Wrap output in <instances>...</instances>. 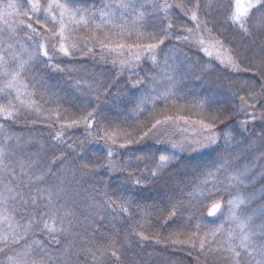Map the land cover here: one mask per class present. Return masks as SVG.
Masks as SVG:
<instances>
[{
    "label": "trees",
    "instance_id": "1",
    "mask_svg": "<svg viewBox=\"0 0 264 264\" xmlns=\"http://www.w3.org/2000/svg\"><path fill=\"white\" fill-rule=\"evenodd\" d=\"M71 1V7L81 10L94 9L100 2V0ZM172 1L174 4L180 2ZM183 2L186 8H191L195 0ZM199 3L200 33L194 28L196 24L189 18L190 13L184 15L180 9L174 8L170 19L175 21V25L168 40L171 41V47L175 48L174 54L183 56L188 65L187 81L179 84L181 85L179 88L190 100L188 105L197 109L196 116L178 120L176 116L171 115L170 120L166 119L167 117L160 119L162 123L143 139H141L143 132L152 128L155 121L147 116L133 119L135 116L133 113L138 105L136 100L125 99L123 91H120L114 101L110 99L105 102L109 92L99 100H94L97 101L96 104H91V98L90 102L79 92L74 91L73 84L76 78L82 77L83 81L89 80L94 72L107 74L106 71L111 67V61L113 62V57L109 54L93 57L86 55L84 58H79L76 54L71 57L57 56L56 59L62 61L61 66L67 70L66 72H56L46 67L48 63L46 60L44 63L33 61L22 72L21 79L28 84V91L36 93L34 98L43 106L46 114L52 112V119L45 120L44 116H37L25 110H22L15 120L0 118L2 128L10 131L11 186L28 201L24 207L18 202L10 201V209L16 207V220L25 224L31 216L45 211L47 192L41 190L50 189L55 192L61 190L63 185L66 194H71L70 202L67 200L65 202V213H69L65 218L68 231L57 237L60 240L59 244L54 243L52 237L41 230L42 225L34 228L22 241V244L31 245L35 249L33 258L43 259L46 264H60L53 260L54 257L62 259V264H97L93 259V253L103 251L111 242L118 240L123 245L122 264H205L197 258H191L195 252L177 248L171 245L170 240L166 242V238H175L174 234L179 233V238L182 239L187 230L186 225H189L191 230L197 226L198 208L202 206L196 205L195 199L189 196V193L197 189V186H201L207 172H214L224 164L225 167L218 173L221 174L230 170L228 166L233 168L237 163L240 165L247 161L246 156L256 157L255 149H249L247 146L243 149L238 144L247 141L245 136L248 137L252 129L253 133L257 129L260 132L264 122L258 120L254 126L249 123L250 131L241 133L237 125L244 119V115L235 114L236 105L233 107L230 105L236 101L239 104L234 93L245 94L252 90L253 80L257 82L254 90L257 92L260 90L261 78L259 75L253 77V71L259 66V50L264 42V31L253 29V35L245 37L234 28L226 20L228 0H199ZM259 15L260 13H256L253 23ZM154 24L155 21L152 23L146 20L144 25L148 30L153 28ZM36 27L39 28L38 25ZM187 29H193L192 40H178L177 36L190 35ZM203 33L208 35L207 40ZM21 34H25V31L22 30ZM201 36L206 43L219 39L225 42L226 47H234L238 52L247 50L243 66L250 67L252 71L237 73L220 65L214 56H206L200 50V45L193 42ZM11 45L16 51L19 50L18 44ZM253 52L257 53L255 59L252 57ZM109 79H112V87H108L107 90L111 91L118 85L119 80L114 74L111 76V73ZM182 94L178 100L183 97ZM160 107H163V104H160ZM93 109L96 124L91 129V136L88 135L86 125L81 122L71 128H64L63 143L57 144L52 139L62 124L66 125L74 118L80 119ZM54 110L61 113L59 122L55 120ZM260 111L258 106L257 116L260 115ZM217 112L223 113L222 118L229 114L234 115L233 119L225 124H217L221 138L218 145L209 148L210 152L192 156L198 151L192 150L197 147L195 143L190 144L187 152L181 155L169 151L173 143L179 144L183 141L188 126L189 131L195 135H192L195 141L201 140L200 136L203 137L204 130L199 121ZM98 127L118 133H131L138 143L121 148L119 145L124 142L122 137L117 144H112L111 141L97 137ZM229 129H232V136L226 143L223 133ZM254 140L250 139L253 143L249 144L251 147L257 145ZM68 145H72V148ZM109 148L114 151L111 158L107 155ZM241 153H245L246 156L239 157ZM161 154L174 155L175 158L166 168L160 170L158 178H151V172L155 169ZM109 159L116 171L110 170L107 166ZM236 159L239 160L234 162ZM61 160L64 163H61ZM83 164H88L89 168L83 169ZM129 172L134 174L131 179ZM36 176H42V179L36 181ZM138 177L151 179H145L143 186H135L131 180ZM33 196L37 197L35 206L31 204ZM109 197L117 201L121 197L128 200L131 204V215L120 212L118 207H109ZM54 200L56 201L55 196ZM173 206L176 215L170 216ZM82 207L88 209L85 211ZM59 215H62V212H59ZM140 231L151 238L140 241L139 236L135 235ZM33 241H39L40 244L35 245ZM36 251L42 255L38 257ZM105 264L110 262L105 260Z\"/></svg>",
    "mask_w": 264,
    "mask_h": 264
},
{
    "label": "snow or ice",
    "instance_id": "2",
    "mask_svg": "<svg viewBox=\"0 0 264 264\" xmlns=\"http://www.w3.org/2000/svg\"><path fill=\"white\" fill-rule=\"evenodd\" d=\"M29 7L24 8L23 11L18 9L21 7L9 0L6 7H0V20L4 21L7 25V30L11 34L19 28H26L28 30L27 40L30 41L31 51L28 47L21 45V52L27 54L25 59L21 52H17L12 45H8L7 48L3 47L4 41L0 39V118L5 120H15L18 118V114L22 110H27L29 112H35L37 116H44L45 120L52 119V112L45 113L43 106L34 98L36 93L34 91H28V84L24 83L21 79L22 72L26 67L33 61H38L44 63L45 60L48 62L46 67L51 68L56 72H66L67 70L61 66L62 61L56 59L57 56L71 57L77 48V41L73 38L72 33L83 26L84 28L91 29L94 32L92 39H98V32H103L106 25H110L113 29H119L120 34L123 35L127 32L131 35V29H129L127 22L116 23L115 13L110 9L109 6H105L100 12L99 23H96L95 15L87 10H81L79 8L70 7V0H47L43 3L42 0H27ZM117 7L127 10L129 7L135 8V5L131 3V0H119ZM141 9L143 5L140 6ZM153 7H157L153 4ZM159 10L164 13V18L168 19L166 27L161 28L159 32L147 33L141 31L140 28H135V21H142L144 18V12L139 11L135 21L134 28L137 35V42L127 45L129 49H138L134 54L129 53V55L134 56L136 61H139L143 56L147 55L149 59L155 64L157 62V50L160 46L165 43V40L171 35V29L175 25V21L169 18L170 10L178 8L184 15H189V18L196 24V31L201 29V21L198 17V12L200 10L199 0H195V3L191 8H186L183 0L176 4L163 3L160 4ZM256 13H260L256 22L253 23V17ZM43 15V19H41ZM6 17H14L12 23L8 22ZM26 17L27 19H24ZM226 20L231 23V25L236 28L239 32L243 33L245 37H250L253 35V29L257 31H264V0H228V9ZM34 21V22H33ZM39 26V28L36 27ZM94 26V27H93ZM205 29L207 24H204ZM43 29V31H40ZM4 29L0 28V33ZM190 35L177 36L178 40L190 41L192 40L191 34L193 29H187ZM38 38V39H37ZM194 43L200 45V50L204 52L206 56L215 57L220 65L231 69L234 72H249L252 69L244 65V58L247 56V50L244 52H238L234 47H226L225 42L219 39L212 40L206 43L203 36L199 39L194 40ZM101 49H107L110 53H116L117 55H123L122 50L125 48V44L116 43L115 47H112L109 36L105 34L104 39L99 40ZM89 52L94 51L93 48L88 49ZM257 53L253 52L252 57L255 59ZM260 60L258 62V67L253 71V77L259 75L261 78L260 90L255 91V84L257 83L253 80L251 89L245 94L234 93L239 100V104L235 106V114L245 115V119L239 121V128L241 133L250 131L249 129V119L251 121L260 120L264 122V42H262L259 50ZM43 57L44 59H40ZM15 64V67L11 66V63ZM114 63L116 61H113ZM121 65L131 66V60H121ZM167 61H165V64ZM171 79V78H170ZM170 95V93H164L165 99ZM155 99H160L159 96ZM6 100V102H4ZM148 102L147 97L142 98L140 105ZM259 106L261 109L260 115H256V109ZM55 120L59 122L61 120V113L58 110H54ZM234 114H229L228 116H223V113L217 112L214 114H209L206 119H201L199 124L204 130L203 140L195 141L197 145L193 148V151H197L203 148H210L212 146L218 145V141L221 138V133L217 131V124H225L228 120L233 119ZM166 119H171L167 117ZM83 122L88 130V135H92L91 129L96 124V114L95 109L89 111L86 115H83L80 119H72L70 123L66 125H61V128L55 132L52 139L57 143H63L64 128H71ZM162 121L156 119L155 123L152 124V128L148 131L143 132L141 139L147 137L149 132L160 125ZM54 127V124L52 125ZM3 127V125H0ZM98 138L106 139L111 141L112 144H117L118 140L122 137L124 142L120 143V147L124 148L127 145L138 143V141L131 136V133L123 132L118 133L116 131H109L106 128H97L96 133ZM260 136H264V123H262ZM232 136V129L223 133V138L225 142H229V138ZM72 148V145H68ZM172 147L183 149V144L173 143ZM108 157L111 158L114 155L112 148L108 149ZM63 156V153H61ZM5 149L0 147V169H5L7 166L4 164ZM175 158L174 155L161 154L158 158V163L155 169L151 172V178H158V173L160 170L166 168L172 160ZM140 159V157H137ZM61 163H64L61 160ZM226 163V161H225ZM110 170L116 171L117 169L112 165L111 159L108 161ZM99 167V165H97ZM225 165L221 164L216 170L209 171L206 173L204 184H207L210 179H213L217 173L224 168ZM83 169H88V164L82 165ZM133 173L129 172V179L133 177ZM138 177L132 179L131 182L135 186H143L145 179ZM245 173L240 172L228 177V184L230 187H238L244 183ZM42 176H36L35 180L40 181ZM47 192V204L45 205V211L39 212L38 215L31 216L27 223L21 224L16 220L17 208H8V202H18L21 207L28 204L22 194L15 191L9 184L4 185V190L0 191V264H46L43 259L33 258V253L35 249L31 245H24V241L29 233L36 227L42 225V231L52 237L54 243L59 244L60 240L58 236H62L66 233L65 228V218L69 213H65L63 216L59 215L60 209H58L54 200L55 197H59L61 190L53 191L50 189L41 190ZM107 196V193H105ZM197 203H206L207 215L209 217H215L218 213L223 215V204L219 199H212L213 193L208 192L205 194L204 191L199 189H194L189 193ZM109 207H118L120 212L125 215H131L130 207L131 204L128 200L123 197L119 198V201L112 200L108 198ZM247 203L246 198L237 195L233 199L227 201L228 213L229 215L225 217V222L221 223L219 226L209 229L205 232L203 237H197L199 239V249L203 253L206 248V244L215 243L218 239H223V242L216 248H209V252H221L226 254L225 258L231 262V264H243L242 256H247L249 261H254L255 264H264V240L258 242L256 237L259 236L264 238V224L257 227L253 226V217L250 215L241 214V206ZM31 204L35 206L37 204V197L33 196L31 198ZM170 216H175V206H173V211L169 214ZM70 223V221L68 222ZM225 223L231 225L229 229H225ZM143 227V225H141ZM197 229L199 230L201 225L197 224ZM135 235L139 236L140 241L149 240L151 237L146 235L143 231L136 232ZM195 235V234H193ZM175 238H166V242L170 240L171 245H185L190 244L193 248L196 247V240L189 237L188 239H180V234H174ZM238 241V243H236ZM157 239V243H159ZM33 244L39 245V241H33ZM123 245L120 242L113 241L107 248L98 253H93V259L97 261V264H105V260L110 262V264H122V249ZM90 252L92 250H89Z\"/></svg>",
    "mask_w": 264,
    "mask_h": 264
},
{
    "label": "rangeland",
    "instance_id": "3",
    "mask_svg": "<svg viewBox=\"0 0 264 264\" xmlns=\"http://www.w3.org/2000/svg\"><path fill=\"white\" fill-rule=\"evenodd\" d=\"M11 2L21 6L18 9L19 11H23L24 8L29 7L27 0H11ZM42 2L46 3L47 0H42ZM118 2L119 0H100L98 3L99 6L97 5L94 9H88L87 11L94 14L96 23H99L101 10H103L105 6H109L110 9L115 13L117 18L116 23L119 24L127 22L129 29L132 30L131 35H129L127 32L121 35L119 29H113L110 25H106L103 32H99V30H97L98 39H92L94 32L91 29L84 28L83 26H80L72 33L73 38L77 41V48L74 54L78 55L79 58H84L86 55L93 57L100 54H109L113 57V61H116L115 63L111 61L112 65L106 71L108 75L106 73L102 74L100 72H94L92 77H89V80L82 81V77L76 78L74 81L75 84H73L74 91L79 92L81 96H84L90 102L92 100L91 104H96L97 101L94 102V100H99L103 95H106L109 92L110 93L107 96L105 102H108L110 99L114 101L116 100L119 92L123 91L125 99L136 100L138 103L135 112L133 113L135 114L133 117L134 120H137L143 116H147L151 117V120L155 121L156 119H164L165 117H170L171 115L176 116L178 120L184 118H195V110L197 109H193L188 105L190 100L188 97L182 94L183 91L179 88L181 86L179 84L187 81L186 78H188L187 76L189 75V68L183 56L174 54L175 48L174 46L171 47V41H168L169 37L166 39L165 43L160 46V49L157 50V62L155 64L147 57V55L143 56L139 61H136L134 56L129 55V53L131 52L134 54L136 51H138V49H129L127 47L129 44L137 42L135 28H140L141 31L147 33H154L159 32L161 28L166 27L169 20L164 18V13L159 10L158 6L163 3L174 4L173 1L131 0V3L135 5V8L129 7L127 10L117 7ZM8 3L9 0H0V7H6ZM71 3L72 1L70 0V4ZM153 4H156L157 7H153ZM141 5H143L142 9L140 7ZM139 11L144 12V18L142 21H135ZM172 11L173 9L170 10L169 18L170 14H172ZM6 18L8 19L9 23H12L15 19L14 17ZM23 18L27 19L26 17ZM41 18H43V15H41ZM146 20H149L152 23L155 21L153 28H149L147 30L144 25ZM0 28L4 29V31L0 33V39L4 41L3 47L7 48L9 44L11 45L12 43H16L19 47L17 52H21V45L28 47L29 51L31 50V42L27 40L28 30L26 28L21 27L15 32V34H11L7 30V25L2 20H0ZM194 28L196 29V26ZM22 30L25 31V34H21ZM198 32L200 33V31ZM105 34L109 36L112 47H115L116 43H123L126 45L124 49L118 50L122 51L124 53L123 55H117L114 52L110 53L107 49H101L99 40L104 39ZM202 35L206 40L208 39L207 34L203 33ZM22 41L24 43H22ZM89 48H93L94 51L89 52ZM21 55L27 58L26 53L21 52ZM121 60H131V66H122L120 63ZM165 61H167L166 64ZM11 66L15 67L14 63H11ZM110 73L111 76L114 74L118 78L117 80H119V82L113 90L108 91L107 88L112 87V79H109ZM166 92L170 93L167 99L164 97V93ZM180 93L183 95V97L178 100L181 95ZM157 96H159L160 99H155ZM145 97H147L148 102L141 106L140 101ZM4 102H6V100ZM160 104H163V107H160ZM234 105H238L237 101L236 103L233 102V105L231 104L230 106L233 107ZM196 107L197 105H195V108ZM25 112H27V110H25ZM33 113L36 115L35 112ZM245 118L246 117L244 115V119ZM247 118L249 119L251 126H254L255 122L258 121H251V117ZM235 126L236 125H234V127ZM237 126L239 127V123ZM189 129L190 126H188L186 129V134L183 137V141L179 143L183 144V149L179 147L174 149L172 147V149L169 148L170 152L181 155V153L187 152L190 144H194L195 139L193 136L195 135H193ZM252 130L248 133V137H246L247 135L245 136V139L249 143L244 141V143H239L238 146L243 147V149H245V146H247L249 149H255L257 153L255 155L256 157L254 158L252 156V158H249L245 153H241L239 157L244 155L246 156L247 161H243V163H240V165L237 163V165L233 168L228 166L230 170L223 171L221 174L217 173L216 176L213 179H210L207 184H204L203 181L199 187V189L204 191L205 194L212 192V199H219L221 202H223V215L218 213L215 217H209L207 215V207L205 206V204L209 202L197 203V201L194 200L196 205L202 206V208H198L197 216V224L201 225V227L198 231L197 227H194L193 230H191L190 226L186 225L187 230H185V234H183L182 239H188L189 237H192V239L196 240V247L193 248L190 244L175 246L177 248H184L188 251L195 252L196 254L191 255V258H197L199 261L204 262L205 264H231V262L225 258L226 254L208 251L209 248H216L218 245H220L224 238L218 239L215 243L206 244V248L203 253L199 249V239L197 238L203 237L206 231L213 229L225 222V217L229 215L227 206V201L229 199H233L237 195L246 198L247 203L241 206V214L245 216H252V223L254 227L264 224V146L260 145L264 144V136L262 137L258 135V129L255 133H253ZM198 135L200 136V134ZM200 137V139L203 140V137ZM250 137L255 139L254 141L257 144L256 146L254 145L251 147L249 145L250 143L253 144L250 141ZM0 147L5 149L4 164L7 166L5 169H0V191H3L4 185L9 184L10 182V131L2 127H0ZM208 150L209 148L199 149L196 153H193L192 156L206 154L210 152V150ZM238 160L239 159H236L234 162ZM240 172L245 173L244 183L238 187H230L228 184V177ZM61 187L62 193L58 198L56 197V207L60 209V212H62L63 216L65 213V202L66 200L70 202L71 198L69 197L71 194H66V192L63 190V185ZM87 206H90L89 202ZM88 207H82V209L86 211ZM8 208L10 209V201L8 202ZM187 222L189 223V221ZM230 227L231 225L225 223L226 230ZM65 228L67 229L66 225ZM256 239L258 242L264 240V238L259 236H257ZM236 243H238V241H236ZM36 255L40 257L42 254L41 252L36 251ZM53 260L62 264V259H59V257H54ZM242 261L243 264H255L254 261H249L247 256H242ZM49 262H51V259Z\"/></svg>",
    "mask_w": 264,
    "mask_h": 264
}]
</instances>
